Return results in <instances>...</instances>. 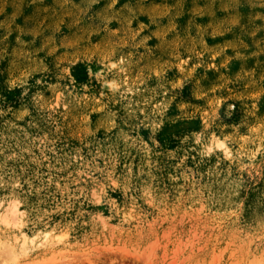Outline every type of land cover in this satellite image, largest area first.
Returning a JSON list of instances; mask_svg holds the SVG:
<instances>
[{
    "label": "rangeland",
    "instance_id": "obj_1",
    "mask_svg": "<svg viewBox=\"0 0 264 264\" xmlns=\"http://www.w3.org/2000/svg\"><path fill=\"white\" fill-rule=\"evenodd\" d=\"M0 264H264V0H0Z\"/></svg>",
    "mask_w": 264,
    "mask_h": 264
},
{
    "label": "bare ground",
    "instance_id": "obj_2",
    "mask_svg": "<svg viewBox=\"0 0 264 264\" xmlns=\"http://www.w3.org/2000/svg\"><path fill=\"white\" fill-rule=\"evenodd\" d=\"M45 242H47V241H45ZM45 244H46V243H45ZM45 244H44V242H43V244H42L41 246H43V245H45Z\"/></svg>",
    "mask_w": 264,
    "mask_h": 264
}]
</instances>
